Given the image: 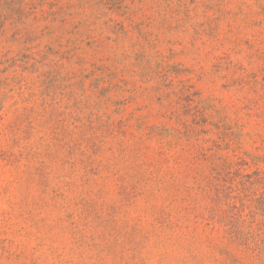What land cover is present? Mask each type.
Masks as SVG:
<instances>
[{"label":"rangeland","instance_id":"1","mask_svg":"<svg viewBox=\"0 0 264 264\" xmlns=\"http://www.w3.org/2000/svg\"><path fill=\"white\" fill-rule=\"evenodd\" d=\"M0 264H264V0H0Z\"/></svg>","mask_w":264,"mask_h":264}]
</instances>
